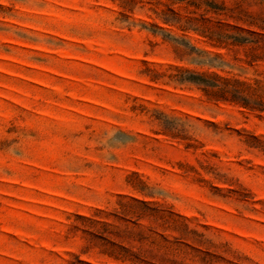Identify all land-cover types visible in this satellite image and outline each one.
<instances>
[{"label": "rangeland", "instance_id": "374dc122", "mask_svg": "<svg viewBox=\"0 0 264 264\" xmlns=\"http://www.w3.org/2000/svg\"><path fill=\"white\" fill-rule=\"evenodd\" d=\"M251 32L264 0H0V264H264Z\"/></svg>", "mask_w": 264, "mask_h": 264}, {"label": "trees", "instance_id": "16d2710c", "mask_svg": "<svg viewBox=\"0 0 264 264\" xmlns=\"http://www.w3.org/2000/svg\"><path fill=\"white\" fill-rule=\"evenodd\" d=\"M252 35V38H240V37H236L233 39L234 43H251L252 49H257L259 48V44L261 42H264L262 40L261 36H258L254 33H250ZM264 48V46H261ZM252 61L256 59L257 56L253 55L252 56ZM199 84H201L202 90L207 94V95H211L213 97H217L219 99H228L229 95H230V100L232 101H238L239 103H241L243 106H249V107H253L255 108V106H250V102L248 99H246L245 97L240 96L241 90L239 89H229L227 85H222L219 86L218 84H215L213 82H209L208 80H202L197 82Z\"/></svg>", "mask_w": 264, "mask_h": 264}]
</instances>
